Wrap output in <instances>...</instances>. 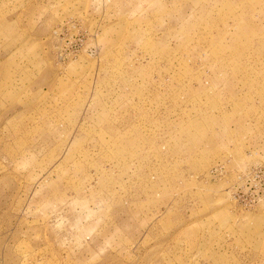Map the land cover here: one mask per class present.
Masks as SVG:
<instances>
[{
	"label": "rangeland",
	"instance_id": "rangeland-1",
	"mask_svg": "<svg viewBox=\"0 0 264 264\" xmlns=\"http://www.w3.org/2000/svg\"><path fill=\"white\" fill-rule=\"evenodd\" d=\"M0 264H264V0H0Z\"/></svg>",
	"mask_w": 264,
	"mask_h": 264
}]
</instances>
